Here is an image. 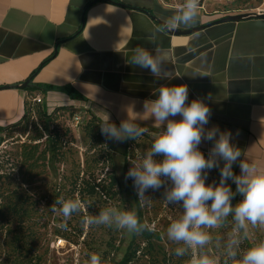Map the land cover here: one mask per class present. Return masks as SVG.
I'll return each instance as SVG.
<instances>
[{
    "label": "crops",
    "instance_id": "0c3cea01",
    "mask_svg": "<svg viewBox=\"0 0 264 264\" xmlns=\"http://www.w3.org/2000/svg\"><path fill=\"white\" fill-rule=\"evenodd\" d=\"M182 4L0 0V125L18 122L32 93L42 102L53 97L66 102L63 106L76 105L103 121L107 115L119 123L130 118L159 132L145 101L156 99L162 85H186L189 102L203 99L211 108L206 128L230 131L244 152L241 159L264 169V18L257 17L264 0H200L198 21L171 33L161 17ZM239 14L252 16L224 20ZM156 33L170 53L169 79L125 62L138 46L151 50L149 39ZM211 147L209 141L200 145L204 152ZM233 170L240 173L238 163Z\"/></svg>",
    "mask_w": 264,
    "mask_h": 264
},
{
    "label": "clouds",
    "instance_id": "9594fccd",
    "mask_svg": "<svg viewBox=\"0 0 264 264\" xmlns=\"http://www.w3.org/2000/svg\"><path fill=\"white\" fill-rule=\"evenodd\" d=\"M200 0H184L178 12L161 17L164 27L176 30L195 24L199 17ZM149 41L151 50L138 46L126 54V63L148 69L157 79H169L166 66L170 53L160 44L158 33ZM154 100L144 103L148 118L161 129L153 133V142L141 157L130 161L131 167L125 181L132 179L141 206L151 202L146 196L148 190L163 188V199L167 204L179 205L182 213L171 220L166 228V238L175 244L177 257L189 256L192 250L205 248L212 241L210 230L221 228L231 217L234 222L227 241V259L224 264H264V240L254 243L241 252V244L252 230L264 231V169L241 159L244 152L232 142V133L221 131L218 126L206 128L211 117V108L203 99L188 100L186 85H162L155 90ZM208 99H211L209 95ZM179 117V119H175ZM102 135L108 140L136 141L148 132L146 127L124 119L117 126L107 115L101 122ZM204 141L212 142L207 156L201 151ZM236 174L233 165L237 164ZM218 169L219 182L206 183L208 173ZM231 181L235 184L233 190ZM237 195L240 197L235 204ZM59 206V207H57ZM78 198L56 197L51 206L64 219L63 227L74 213L82 210ZM86 227L106 226L123 230L129 234H140L149 230L142 223L135 210L109 205L97 214L82 219ZM117 260L119 257L116 258ZM89 264H112L111 258L102 254H90ZM188 264H219L207 253L189 256Z\"/></svg>",
    "mask_w": 264,
    "mask_h": 264
},
{
    "label": "rangeland",
    "instance_id": "374dc122",
    "mask_svg": "<svg viewBox=\"0 0 264 264\" xmlns=\"http://www.w3.org/2000/svg\"><path fill=\"white\" fill-rule=\"evenodd\" d=\"M166 1L184 3V0ZM37 97L38 95L29 93L26 100L38 102L34 101ZM42 103L44 104V108L50 112L58 106H63L62 104L66 102L49 97V99L43 100ZM64 108L69 110L67 111L68 113H71L70 118L66 117L62 121H65L63 124H69L72 127L73 142L66 146L62 157L49 153L46 160H39V162L34 164V169L30 165L32 161L25 160V152L27 151L22 146V142L26 141L29 143L30 138L38 136L36 126H29L25 123L17 127L7 128L0 133V174H4L3 186L7 189L18 188V190L25 192V194H29L31 200H39L41 210L47 205V211H50L51 207L47 202L48 197L45 199L43 196H48L56 189L58 184H66L67 188H69L70 180L76 176H80V178L83 176L88 177L89 173L94 172L96 175L102 177L106 175L109 169L108 167L104 170L102 169L103 162L102 158L100 160L102 156L100 146L92 144L90 138L83 132L82 125H77L74 122V112L77 113L83 108L76 105H65ZM38 128L40 129V127ZM152 134V132H147L136 140L137 145L134 150L135 155L131 158L132 161L137 160L150 148L153 142ZM125 142L114 141L115 151L112 153L116 164V175L119 179L122 198L112 204L108 202V206L117 205L124 209L135 210L138 217L142 214V223H147L149 230L153 231L157 238H159L155 240L156 246L166 249H170L172 246L176 247L175 244L167 240L165 232L171 220L178 218L182 213V209L179 205H170L164 201L163 188L159 191L148 190L145 195L152 198L151 202L146 203L144 206L140 205L137 201V192L133 186L132 179L125 181L126 172L131 167V164H129L128 169H124ZM42 149H44L43 143L40 144L38 152H41ZM202 152L205 156L209 153ZM219 179V170L213 169L208 173L206 183L214 181L218 183ZM229 183L233 190H235V184L231 181ZM239 199L240 197L237 195L233 203L235 204ZM38 216L39 213L32 210L31 219L26 226H31L32 229L37 230ZM51 216L55 223L52 222L47 229H42V232L46 233L48 238L47 241L42 242L45 243L44 249L48 248V264H89L90 254L92 253L102 254L105 259L111 258L112 262L118 261L125 253L133 237V234L117 230L114 227L94 226L89 228L84 225L83 234L77 236L73 233L71 241H69L52 233L51 226L61 224L64 221L63 217L59 212H53ZM70 219H72L71 222L74 225L80 226L82 224L79 214ZM233 226L234 222L229 217L223 227L210 230L212 241L203 249L193 250V254L207 253L219 263L222 261L224 264V261L227 259V241L232 233ZM31 228H26L24 231H32ZM29 236L33 238L34 234H30ZM31 238L29 237L28 240H31ZM138 240H141L140 235H138ZM261 240H264V231L252 230L249 238L241 244V252L248 247L247 244L252 245ZM2 241H4V235L2 229H0V251L2 250ZM27 246L26 248L33 250L32 247ZM117 257H119L118 260L116 259ZM1 259L3 260V257Z\"/></svg>",
    "mask_w": 264,
    "mask_h": 264
},
{
    "label": "trees",
    "instance_id": "16d2710c",
    "mask_svg": "<svg viewBox=\"0 0 264 264\" xmlns=\"http://www.w3.org/2000/svg\"><path fill=\"white\" fill-rule=\"evenodd\" d=\"M35 87L44 91L47 90L43 86L38 85ZM67 111L69 110L65 109L64 106H58L49 112L44 108L43 103L26 100L23 117L18 122L8 126L0 125V133L7 128L17 127L25 123L29 126H36L38 136L30 138L29 143L26 141L22 142V146L27 151L25 152V160L32 161L30 165L34 169V164L39 162V160H46L49 153L62 157L66 146L73 142L72 127L69 124H63L65 121H62L66 117H71V113ZM76 114L74 112L73 118ZM102 121V119L87 111L84 113L82 121L77 125H82L83 132L90 138L92 144L100 146L102 155L100 160L102 158L103 162L102 169L109 168L106 175L101 177L91 172L88 177L83 176L80 178V176H76L70 180L69 188H67L66 184H58L53 192L48 196H43L45 199L48 197L47 202L50 207L56 197L80 199L83 205L82 210L74 213L72 217H76L79 214L81 221L84 216L97 214L101 209L107 207L108 202L112 204L122 198L119 179L116 175V164L112 154L115 151V144L113 140H108L102 135L100 129ZM114 123L117 126L120 124L119 122ZM148 132L157 133L151 130H148ZM42 143L44 149L38 152ZM125 144L124 169L126 170L130 161H132L131 158L135 155L134 150L137 142L126 140ZM3 177L4 174H0V229H2L4 235V241L1 242L0 264H48V248L44 249L45 243H42L47 241L48 238L47 234L42 232V229H47L52 222L55 223L51 216L53 211L51 208L50 211H47V205L41 210L39 200H31L29 194H25L18 188L7 189L4 187ZM32 210L39 213L37 230L32 229L31 226H26L31 219ZM139 219L142 222V214L139 215ZM71 220H67L66 229L62 226L64 221L61 224L51 226L52 233L69 241H71L73 233L81 236L84 232V224L82 223L80 226L74 225ZM26 228H31L32 231H24ZM30 234H34V237L31 238ZM138 235L141 236V240H138ZM29 237L31 240H28ZM156 239L159 238L151 230L133 234L121 259L112 262V264H188L189 256L194 255L192 250L189 256L177 257L174 254L175 246L170 249L158 247L155 243ZM27 245L32 247L33 250L26 248L28 247ZM247 245L248 247L250 246L249 244ZM1 257H3V260ZM230 263L232 262L229 261ZM219 264H223V262L221 261Z\"/></svg>",
    "mask_w": 264,
    "mask_h": 264
},
{
    "label": "water",
    "instance_id": "95a60500",
    "mask_svg": "<svg viewBox=\"0 0 264 264\" xmlns=\"http://www.w3.org/2000/svg\"><path fill=\"white\" fill-rule=\"evenodd\" d=\"M109 1H112V0H109ZM122 5L125 6V4H122ZM251 16H252L251 14H239V15H235V16H228L224 20H233V21H235V20H242L244 18L251 17ZM257 17L264 18V13L258 14ZM166 30L169 31V32H171V33L174 32V30H168L167 28H166ZM197 30H198L197 28H194V29L189 30L188 32L191 33V32H195ZM28 85H29V81L25 82L22 87L23 88H26V87H28Z\"/></svg>",
    "mask_w": 264,
    "mask_h": 264
},
{
    "label": "built area",
    "instance_id": "2783aa9c",
    "mask_svg": "<svg viewBox=\"0 0 264 264\" xmlns=\"http://www.w3.org/2000/svg\"><path fill=\"white\" fill-rule=\"evenodd\" d=\"M34 101H38V102H41L42 103V100L39 99L38 97ZM85 112H86V110H84V109H81V110H79L77 112V114L74 117V122L76 124H79L82 121Z\"/></svg>",
    "mask_w": 264,
    "mask_h": 264
}]
</instances>
